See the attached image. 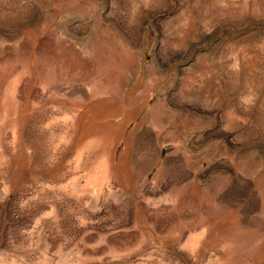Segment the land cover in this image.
<instances>
[{"label":"rangeland","instance_id":"374dc122","mask_svg":"<svg viewBox=\"0 0 264 264\" xmlns=\"http://www.w3.org/2000/svg\"><path fill=\"white\" fill-rule=\"evenodd\" d=\"M0 264H264V0H0Z\"/></svg>","mask_w":264,"mask_h":264}]
</instances>
